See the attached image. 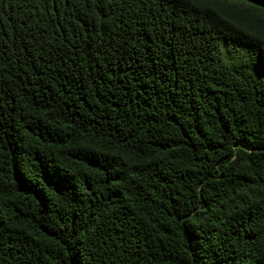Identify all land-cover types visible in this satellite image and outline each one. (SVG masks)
Segmentation results:
<instances>
[{
    "label": "trees",
    "instance_id": "1",
    "mask_svg": "<svg viewBox=\"0 0 264 264\" xmlns=\"http://www.w3.org/2000/svg\"><path fill=\"white\" fill-rule=\"evenodd\" d=\"M0 264H264V0H0Z\"/></svg>",
    "mask_w": 264,
    "mask_h": 264
},
{
    "label": "rangeland",
    "instance_id": "2",
    "mask_svg": "<svg viewBox=\"0 0 264 264\" xmlns=\"http://www.w3.org/2000/svg\"><path fill=\"white\" fill-rule=\"evenodd\" d=\"M244 54V51H240V52H234L233 49L228 48V46L222 44L220 47V59L222 61H231L234 59H238L240 57H242Z\"/></svg>",
    "mask_w": 264,
    "mask_h": 264
}]
</instances>
